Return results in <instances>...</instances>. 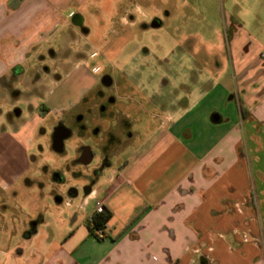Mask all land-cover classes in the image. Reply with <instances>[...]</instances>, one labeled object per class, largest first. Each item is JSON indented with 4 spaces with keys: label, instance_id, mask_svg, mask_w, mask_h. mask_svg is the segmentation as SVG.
<instances>
[{
    "label": "crops",
    "instance_id": "obj_1",
    "mask_svg": "<svg viewBox=\"0 0 264 264\" xmlns=\"http://www.w3.org/2000/svg\"><path fill=\"white\" fill-rule=\"evenodd\" d=\"M227 1L233 11L223 6V37L211 49L217 71L206 87L172 85L167 95L154 93L146 82L151 71L139 68V51L130 54L132 71L143 72L141 81L126 84L131 91L127 101L137 108L115 117L100 114L110 119L103 123L108 129L102 130L100 123L97 131L79 137L93 138L92 145L77 147L78 157L89 150L90 168L95 159L100 162L94 168L107 162L92 190H54L62 182L45 176L54 203L75 209L58 237L45 230L41 214L22 223L26 251L19 253L25 264H264V0L218 3ZM144 2L0 0V79L26 65H50L58 50L64 53L59 65L71 67L74 35L80 53H105L104 43L96 44L101 34L121 37L116 26L127 19L130 27L141 24L147 30L159 17L147 13ZM86 58L77 62L87 63ZM200 61L197 68L203 70ZM51 105L45 97L46 112L33 113L19 129L27 135L24 158L18 162L23 170L17 173L25 188L38 182V177L31 181L23 173L29 171V146L36 131L60 110ZM114 121L128 125L112 128ZM109 131L117 141L110 142ZM68 139L63 141L65 150ZM96 199L111 214L104 239L87 226Z\"/></svg>",
    "mask_w": 264,
    "mask_h": 264
},
{
    "label": "rangeland",
    "instance_id": "obj_2",
    "mask_svg": "<svg viewBox=\"0 0 264 264\" xmlns=\"http://www.w3.org/2000/svg\"><path fill=\"white\" fill-rule=\"evenodd\" d=\"M140 1H145L144 9L147 13L154 12L159 16L163 27L151 28V25H147V30H145L140 24L139 27L132 28L127 19L121 25L116 26L122 31L121 37L108 33L104 34L105 36L100 35L99 42L96 44L104 43L105 53L97 58L93 57L92 52L84 54L76 50L77 36L74 35L71 67L63 68L59 65L61 61L58 57L64 53L58 50L55 53L56 61L50 65L39 63L26 65L15 71L11 70L0 79V252H4L0 264H25V258L19 253V250L26 251V244L23 243L20 232L22 223L29 218L41 214V218L47 221L45 230L57 237L64 223L71 220V212L75 207L67 208L65 205L60 208L54 203L50 195L52 187L46 184L47 174H52L54 179L64 183L58 184L54 190L80 188L83 192L85 185H89L91 181L90 168L84 169L79 166L77 147L84 143L92 145L94 141L93 138L80 139L75 127L76 119H72L77 112L93 106L94 102L89 105L83 103L77 105L83 92H87L86 98H92L93 95H100V93L110 96L114 104H111L109 111H113L114 117L120 111L124 112L126 108L132 109V106L137 108L129 104L126 98L131 95L126 84L133 73L132 66L128 63L131 59L130 54L134 51H139L140 58H144L147 54L144 49L152 54L146 60L151 61L154 72H156L154 83L151 84L154 93L160 91V95H167L172 91V85L206 87L215 78L217 69L213 67L215 60H213L211 49L223 37V23L220 21L223 6L225 5L228 11H233L229 1L224 4L218 3V0ZM146 3L150 6H146ZM116 9V7L113 9L112 14L109 13L111 18L116 14ZM166 14L169 16L167 17ZM111 18L106 19L110 21ZM113 51H119L122 54L118 57L113 55ZM218 54L223 56L224 53ZM86 56L87 63L77 62ZM179 57L182 60L177 66L175 62L179 60ZM194 58L196 62L201 60L203 70H199L194 65ZM173 64L176 66L173 67ZM160 65H164L163 68L159 67ZM193 69L194 73H192ZM105 77L111 79L112 87L101 82ZM164 80L169 86L160 90L159 86L162 87ZM136 92H134L135 95ZM45 97L51 98L50 107L52 109L59 108L60 110L46 118L43 129L36 131L38 134L34 137L32 146H29V153H31L29 156L32 158L26 164L29 171L23 175L31 181L38 177L39 185L35 182L27 184L25 188L22 186L23 176H18L17 173L23 170L22 163L20 166L18 162L24 158L22 156L26 149L23 144L27 135L24 130L19 131V129L24 122L33 118V113L46 112ZM96 103L99 104L100 101L97 100ZM16 111L22 113L19 120ZM135 111L133 114L136 113ZM44 114L42 113L45 117ZM66 114L69 115L66 116ZM109 120L108 117H98L95 122L101 123L102 130L106 131L109 125L104 126V124ZM89 121L91 126L92 117H89ZM8 122L16 123L18 128L11 127ZM61 122L68 124L67 129L73 133V137L65 143L66 150L59 154L54 152L53 139L54 130ZM113 123L111 127L117 129L122 122H117V125L115 121ZM138 125L139 123L134 125L131 132L136 131ZM104 135L103 133L101 137L104 138ZM99 162V159H95L91 167ZM16 163L20 167L14 168ZM41 182L47 185L46 188L40 186ZM92 207L90 205L88 209Z\"/></svg>",
    "mask_w": 264,
    "mask_h": 264
},
{
    "label": "flooded vegetation",
    "instance_id": "obj_3",
    "mask_svg": "<svg viewBox=\"0 0 264 264\" xmlns=\"http://www.w3.org/2000/svg\"><path fill=\"white\" fill-rule=\"evenodd\" d=\"M79 20H80V18H77L76 21H79ZM152 23L155 25L160 24L161 27H163V23L159 17H157V19L151 20L149 25L153 26ZM144 50L147 54L144 56V58H140V61L143 60V62L140 63L139 68H140V70L147 69V70L151 71L152 74L150 76H147L146 82H147V84H153L155 76H156V72H154L155 70L152 67L151 61L148 62L146 60V59H148V57L150 58L152 54H150L149 50H147V49H144ZM98 56H100V54L94 53L93 57L97 58ZM140 57H141V55H140ZM181 60L182 59L179 57V60H177L175 62V64L178 66L179 63L181 62ZM196 61L197 60L194 58V65L198 66V62H196ZM175 64H173V67L176 66ZM163 66L160 65L159 67L163 68ZM140 70H139V72H136V73L133 72L131 74L130 78L127 80V83H138L140 78H142V73H143ZM193 71H194V69H193ZM101 82L107 86H111V87L113 86L111 79H109L108 77L107 78L105 77ZM109 83H111V85H108ZM163 85H167L166 80H164ZM118 90L120 91L119 88H118ZM129 90H130V88H129ZM86 96H87V94H86ZM86 96L84 97V99L80 103H83L84 105H89L90 103L94 102L93 106L92 107L88 106L84 110L79 111L76 113V115L72 116L73 117L72 119H76L75 121L77 124H75V127L77 128V136L78 137H86L88 134H90L94 131H97V129H98L97 125L99 124V122H95V121L98 120V117L100 114H108L110 116L114 115L113 111H109V109L111 108V104L112 103L114 104V100L110 96H105L101 93H100V95H93L92 98L91 97L86 98ZM97 100L100 101L99 104L96 103ZM69 114H66V116H68ZM89 117H92V123L93 124H91V126L89 123L90 122ZM72 122L74 123V120H72ZM127 125L128 124H126V122H122L119 128L122 129V127L127 126ZM67 126H68V124H66L64 122H61L59 125L56 126V128L54 130V139H53L54 142L56 140H58L59 137L60 138L63 137L68 132L71 133L70 138L73 137V133L67 129ZM109 133H110V142L118 140V138L116 137V135L113 132L109 131ZM90 157L91 156L89 154V150L85 151L80 157H77V161L79 163V166L90 168L89 166L91 165V161H92L91 160L92 158H90ZM106 163L107 162L105 159V160H102V162L99 166H97L95 168L94 167L90 168L91 173H89V175L91 176V181H90L89 185H85L84 191L92 190L93 186L95 185L96 180L98 179L100 174H102V172L104 171V169L106 167Z\"/></svg>",
    "mask_w": 264,
    "mask_h": 264
},
{
    "label": "trees",
    "instance_id": "obj_4",
    "mask_svg": "<svg viewBox=\"0 0 264 264\" xmlns=\"http://www.w3.org/2000/svg\"><path fill=\"white\" fill-rule=\"evenodd\" d=\"M111 214L107 211L103 214L94 215L92 221H88L87 226L90 232L95 236L96 231L104 230L106 223H109Z\"/></svg>",
    "mask_w": 264,
    "mask_h": 264
},
{
    "label": "built area",
    "instance_id": "obj_5",
    "mask_svg": "<svg viewBox=\"0 0 264 264\" xmlns=\"http://www.w3.org/2000/svg\"><path fill=\"white\" fill-rule=\"evenodd\" d=\"M105 207L106 206L103 200L96 199V207H95L96 211L94 215L105 213L107 211ZM94 215L90 216V219H89L90 221H92ZM95 236L99 239H104L106 237L105 230L101 229V230L96 231Z\"/></svg>",
    "mask_w": 264,
    "mask_h": 264
},
{
    "label": "water",
    "instance_id": "obj_6",
    "mask_svg": "<svg viewBox=\"0 0 264 264\" xmlns=\"http://www.w3.org/2000/svg\"><path fill=\"white\" fill-rule=\"evenodd\" d=\"M161 25H155L153 24V27H160ZM16 114L19 116L20 115V111H16ZM70 132L66 133L63 137H59L58 140L55 141L54 143V148L56 151H58L59 153H63L64 150H65V147H64V143L63 141L68 139L70 137Z\"/></svg>",
    "mask_w": 264,
    "mask_h": 264
}]
</instances>
